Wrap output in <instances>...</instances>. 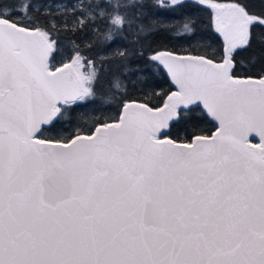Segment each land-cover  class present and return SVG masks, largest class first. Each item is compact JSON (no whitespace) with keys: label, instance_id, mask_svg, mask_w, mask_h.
Returning <instances> with one entry per match:
<instances>
[{"label":"snow or ice","instance_id":"1","mask_svg":"<svg viewBox=\"0 0 264 264\" xmlns=\"http://www.w3.org/2000/svg\"><path fill=\"white\" fill-rule=\"evenodd\" d=\"M0 264H264V0H0Z\"/></svg>","mask_w":264,"mask_h":264},{"label":"trees","instance_id":"2","mask_svg":"<svg viewBox=\"0 0 264 264\" xmlns=\"http://www.w3.org/2000/svg\"><path fill=\"white\" fill-rule=\"evenodd\" d=\"M166 18L170 19V17H166ZM155 39L159 40L158 37L155 38ZM168 43H169V46H171L172 44H175L176 41L175 40H172V41H169ZM165 87H166V85H165ZM158 102H159V98L158 97L153 98L152 103L155 104V103H158Z\"/></svg>","mask_w":264,"mask_h":264}]
</instances>
